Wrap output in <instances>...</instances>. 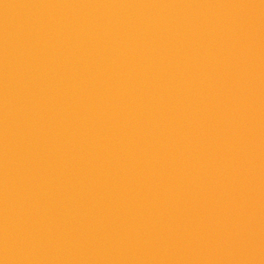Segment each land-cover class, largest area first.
<instances>
[{"label":"water","instance_id":"obj_1","mask_svg":"<svg viewBox=\"0 0 264 264\" xmlns=\"http://www.w3.org/2000/svg\"><path fill=\"white\" fill-rule=\"evenodd\" d=\"M0 264H264V0H0Z\"/></svg>","mask_w":264,"mask_h":264}]
</instances>
